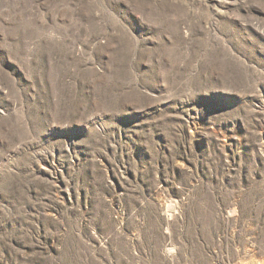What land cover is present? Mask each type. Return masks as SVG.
<instances>
[{
  "label": "rangeland",
  "instance_id": "374dc122",
  "mask_svg": "<svg viewBox=\"0 0 264 264\" xmlns=\"http://www.w3.org/2000/svg\"><path fill=\"white\" fill-rule=\"evenodd\" d=\"M0 264H264V0H0Z\"/></svg>",
  "mask_w": 264,
  "mask_h": 264
}]
</instances>
